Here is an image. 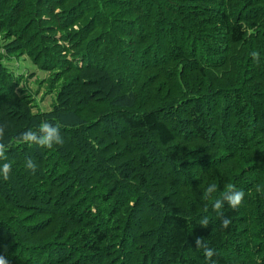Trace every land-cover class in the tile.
Wrapping results in <instances>:
<instances>
[{"label": "trees", "instance_id": "trees-1", "mask_svg": "<svg viewBox=\"0 0 264 264\" xmlns=\"http://www.w3.org/2000/svg\"><path fill=\"white\" fill-rule=\"evenodd\" d=\"M0 33L6 264H230L243 247L264 264L243 237L264 238L243 220L264 192V0H0ZM23 55L58 85L49 110L3 63ZM44 123L62 143L20 141ZM148 188L163 208L143 213Z\"/></svg>", "mask_w": 264, "mask_h": 264}, {"label": "rangeland", "instance_id": "rangeland-1", "mask_svg": "<svg viewBox=\"0 0 264 264\" xmlns=\"http://www.w3.org/2000/svg\"><path fill=\"white\" fill-rule=\"evenodd\" d=\"M4 42L5 41L3 40V35L0 33V47H1V45H3ZM0 52H2L1 48H0ZM3 63L5 64V66L7 67V69L9 71L11 70V72L14 74L15 79L18 80L19 88L23 89L24 92L32 100V104L34 105L33 111L39 112V111L49 110L54 99H55L56 91L58 88V85L56 84L54 86V88L52 89V92H51V90H49V89H51L50 88V86H51L50 74L39 69L33 63H31V61L25 55L20 56V57H15V56L7 57V56H5L3 59ZM207 77L211 78L209 76H207ZM239 85L241 86V89H243L245 91L248 90V88L250 87L246 83H242ZM206 87H207V85L203 86V88H205V89H206ZM218 88H221V87L219 85H215L213 87L214 90L218 89ZM204 92H205V96L208 99L210 97L213 100L212 102H214L215 100L216 101L218 100V102L221 101V98L218 95L214 94V96H216L214 98V97L210 96V92L207 93L206 90H204ZM199 94H202V93H199ZM189 97H192V96L187 95V94H183L182 96L169 98V100H170L169 102L175 103L177 106V109H179L181 107H184L188 103L187 100ZM222 98L224 99V97H222ZM172 100H174V101H172ZM224 102H225V100H224ZM174 108H175V106H174ZM222 108H224V106ZM227 115L229 116L230 114H227ZM262 138L263 137H259L257 140L259 142L253 143L251 145L252 150L258 152V150H259L258 148L261 147V144H262V148H264ZM193 142H194V144L197 145L196 146L197 148H203L204 147L203 145L199 144L200 141L197 138H195L193 140ZM211 152H212V154H210ZM199 153H202V152L196 153V156H197L196 159H198V157H200V155H198ZM210 153L208 154V156H217L216 153L219 154V152H217L215 150L210 151ZM235 158H236V156H235ZM235 158L233 155V158H231L232 160H229L228 162H226V165L230 162H233L235 160ZM236 165H237V163H236ZM254 176L257 177V175H254ZM152 187H153V185H152ZM152 190H153V188H152ZM152 190H150V188H148V192H143V191L137 190L140 194H142L143 196H146L147 201L142 206V208L144 209V210L142 209L143 213H145L147 211V208H148L147 203L148 204L153 203V205L155 207L163 208L162 205L161 206L159 205L158 198L151 195ZM153 192H154V190H153ZM151 209L153 210V208H151ZM151 209H149V210H151ZM140 212H142V211H140ZM153 217H154V215H152L150 213H148L146 215L145 219H146L147 224L143 228V233L148 232L152 226H155V224L153 225L154 219H150ZM243 218H244L243 219L244 221L245 220L248 221L249 226H251V227L254 226L255 228H258L261 231L264 230V192L262 193L260 200L257 204H254V201H251V205L249 206L248 213L245 214V217H243ZM252 218H253V220H252ZM255 228H254V230H255ZM253 233H254V231L252 230L250 235L249 234L243 235V237H246L247 240H250L249 241V247L252 249H254V247L257 244H260L261 242L264 244V238H261L258 243L254 244L255 238H254ZM241 249H242L241 252H236L232 249L231 250L228 249L225 252L226 256L228 257L229 263L230 264H253V263H255L256 257L253 254H251L249 249L244 248V247ZM263 253H264V250H263ZM135 257H137V256H135ZM134 264H137V262H134Z\"/></svg>", "mask_w": 264, "mask_h": 264}, {"label": "clouds", "instance_id": "clouds-1", "mask_svg": "<svg viewBox=\"0 0 264 264\" xmlns=\"http://www.w3.org/2000/svg\"><path fill=\"white\" fill-rule=\"evenodd\" d=\"M40 132L42 133L41 136L37 137L34 131H26L21 134L19 137L21 142L29 143L35 142L38 145H41L45 148H51L55 143H62L61 137L59 136L58 128L55 126H49L47 123L41 124L39 128ZM6 145L0 144V158L3 157L4 151L3 149ZM27 167L32 168L33 165L29 161L27 163ZM10 171V164L8 163H0V178L7 179L8 174ZM216 186L214 184L210 185L206 189V195H210L212 192L215 191ZM259 191V188L257 189ZM230 195L226 197L229 202V207H236L240 204L244 193L242 191H236L233 188L229 189ZM215 209H220V199H217L214 204L212 205ZM223 224L226 226L228 224V220L225 219ZM200 244V241L197 240V245ZM205 257H211L213 255V251L209 248L204 249ZM0 264H6V261L0 257Z\"/></svg>", "mask_w": 264, "mask_h": 264}]
</instances>
